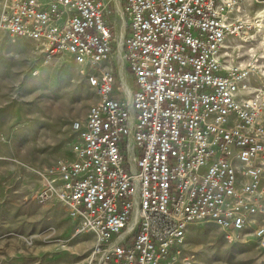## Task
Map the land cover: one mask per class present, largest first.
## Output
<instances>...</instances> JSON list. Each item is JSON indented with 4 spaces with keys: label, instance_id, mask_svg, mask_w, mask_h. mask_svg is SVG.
<instances>
[{
    "label": "built area",
    "instance_id": "2783aa9c",
    "mask_svg": "<svg viewBox=\"0 0 264 264\" xmlns=\"http://www.w3.org/2000/svg\"><path fill=\"white\" fill-rule=\"evenodd\" d=\"M120 3L121 46L135 88L109 63L108 17ZM241 0H3L0 31L69 53L96 99L71 123L73 158L47 188L96 235L99 264H193L192 223L264 247V93L257 60L235 53ZM238 50V48H237ZM254 89V90H253ZM42 196V195H40ZM42 198V197H41Z\"/></svg>",
    "mask_w": 264,
    "mask_h": 264
},
{
    "label": "rangeland",
    "instance_id": "374dc122",
    "mask_svg": "<svg viewBox=\"0 0 264 264\" xmlns=\"http://www.w3.org/2000/svg\"><path fill=\"white\" fill-rule=\"evenodd\" d=\"M241 1L243 29L227 44L243 59L257 60L250 84L264 93V0ZM122 55L118 44L107 64L132 92L135 83ZM129 95L124 88L113 91L117 98ZM95 99L72 55L49 58L35 42L0 31V264H99L94 232L81 229L47 188L50 181L58 184L56 162L73 158L71 123ZM256 223L264 224V217ZM186 249L193 264H264V247L251 230L228 237L212 221L190 225Z\"/></svg>",
    "mask_w": 264,
    "mask_h": 264
},
{
    "label": "crops",
    "instance_id": "0c3cea01",
    "mask_svg": "<svg viewBox=\"0 0 264 264\" xmlns=\"http://www.w3.org/2000/svg\"><path fill=\"white\" fill-rule=\"evenodd\" d=\"M113 10L114 11L112 12V14H110L108 17V21L110 23L111 30L115 37V45L116 47H118V44H121L122 38L126 33L127 26H126V19L124 18L121 12L120 3L117 2V5L113 8ZM118 22H119V25L121 24L119 28H117ZM115 77H116V85H120L121 87H123L126 92L131 91L130 87L126 84L125 80L123 81V76L120 73V71H118V69L115 72ZM132 79H133V76H132Z\"/></svg>",
    "mask_w": 264,
    "mask_h": 264
},
{
    "label": "bare ground",
    "instance_id": "6f19581e",
    "mask_svg": "<svg viewBox=\"0 0 264 264\" xmlns=\"http://www.w3.org/2000/svg\"><path fill=\"white\" fill-rule=\"evenodd\" d=\"M120 25H121V24H120ZM121 31H122V30H121ZM244 35H245V34H244ZM246 35H247V34H246ZM251 35H252V34H251ZM251 35H250V36H251ZM119 37H121V36H119ZM253 37H254V36H253ZM247 40H248V39H247ZM117 59L119 60V58H117ZM119 63H120V62H119ZM127 92H128V91H127Z\"/></svg>",
    "mask_w": 264,
    "mask_h": 264
}]
</instances>
